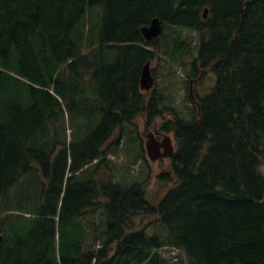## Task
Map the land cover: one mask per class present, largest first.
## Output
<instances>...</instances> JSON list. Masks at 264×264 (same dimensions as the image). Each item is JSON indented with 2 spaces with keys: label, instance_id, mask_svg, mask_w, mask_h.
Wrapping results in <instances>:
<instances>
[{
  "label": "trees",
  "instance_id": "16d2710c",
  "mask_svg": "<svg viewBox=\"0 0 264 264\" xmlns=\"http://www.w3.org/2000/svg\"><path fill=\"white\" fill-rule=\"evenodd\" d=\"M148 60L214 75L197 118ZM139 117L176 142L155 201L100 178ZM0 237V264H264V0H0Z\"/></svg>",
  "mask_w": 264,
  "mask_h": 264
},
{
  "label": "rangeland",
  "instance_id": "374dc122",
  "mask_svg": "<svg viewBox=\"0 0 264 264\" xmlns=\"http://www.w3.org/2000/svg\"><path fill=\"white\" fill-rule=\"evenodd\" d=\"M195 38V35H194ZM187 68V73L181 72V78L177 77L172 82L171 78L168 79V75L166 72L165 66H162L160 63L154 61L151 64V68L154 71V75L156 78L155 82V88H158L159 91L167 92L168 98V106L171 108L167 110V112H171L173 107H175L180 113L183 111L184 118H190L191 112H193L195 104L191 101L189 97V85L186 83V80H183V76L187 77L192 73L191 70ZM201 75V76H200ZM200 76V77H199ZM184 77V78H185ZM197 81L193 82L192 90L194 95H205L208 93V91L212 88L215 77L211 72H208L205 69L200 68L197 66V69L195 70L193 78H197ZM164 91V92H163ZM165 94V93H164ZM173 97V99H172ZM185 111V112H184ZM190 111V112H188ZM168 117H171V115L167 114ZM163 118H159L158 121L161 122ZM137 125L136 131L138 132V138L134 140V138L130 139L132 134L130 132L134 131L130 127L125 128L124 130L120 131L117 130L114 137L111 138V143L117 142V149L118 152H116V149H113V154H109L108 159L110 162L119 164L121 166L125 165L127 166V169L125 170L123 167H119L118 169H115L112 173H109L107 171L106 166H104L101 170L104 172L100 174V178L107 179V178H116L121 180L123 177V174L126 175V177H129L130 175L138 174L141 175L138 178L143 179L144 187H145V195L148 200L155 201L157 200L162 194H164L169 187L171 183L164 182L159 178V174L162 172H166L169 169L170 164V157H161L157 158L155 160H151L147 152L145 150V141H146V135L148 131L154 132V130H158L161 132V135L157 137V139L161 140L163 136L166 134L168 135L172 140L171 144L173 147H176V142L174 140V136L170 132H164L160 129V125L157 126H148L147 128H144V122L142 117H139L136 122ZM72 129H68L67 133H71ZM156 132V131H155ZM157 134V133H156ZM129 138V139H128ZM127 139L126 143L124 144V141ZM110 165V163H108ZM112 166V165H111ZM149 219H152L148 216H144L143 219L140 221V225L146 223ZM165 254H170L174 256L176 253H178L176 250H163Z\"/></svg>",
  "mask_w": 264,
  "mask_h": 264
},
{
  "label": "water",
  "instance_id": "95a60500",
  "mask_svg": "<svg viewBox=\"0 0 264 264\" xmlns=\"http://www.w3.org/2000/svg\"><path fill=\"white\" fill-rule=\"evenodd\" d=\"M207 15V9H204L203 16ZM162 32L161 20L158 17L153 18L150 23L141 28V33L146 40L157 39ZM154 78L151 73L150 61H147L142 68L140 76V87L141 89L148 90L152 87ZM145 147L147 150L148 157L151 160H155L164 155H170L172 153V145L170 138L164 136L162 140L154 138L153 134H146ZM160 147L164 148V152H160ZM1 238V237H0Z\"/></svg>",
  "mask_w": 264,
  "mask_h": 264
},
{
  "label": "flooded vegetation",
  "instance_id": "af4514ba",
  "mask_svg": "<svg viewBox=\"0 0 264 264\" xmlns=\"http://www.w3.org/2000/svg\"><path fill=\"white\" fill-rule=\"evenodd\" d=\"M200 76H201V75H200ZM200 76H199V77H200ZM199 77L190 79V81H192V84H193V82L197 81V79H198ZM155 131H157V132H156L157 134L155 133ZM147 133H148V132H147ZM153 133H155V136H157V137H159V136L161 135V132L158 131L157 129L154 130ZM148 134H151V133H148ZM164 151H165V150H164L163 148H161V152H164Z\"/></svg>",
  "mask_w": 264,
  "mask_h": 264
},
{
  "label": "bare ground",
  "instance_id": "6f19581e",
  "mask_svg": "<svg viewBox=\"0 0 264 264\" xmlns=\"http://www.w3.org/2000/svg\"><path fill=\"white\" fill-rule=\"evenodd\" d=\"M202 68V67H201ZM133 105V104H132ZM120 111V110H119Z\"/></svg>",
  "mask_w": 264,
  "mask_h": 264
}]
</instances>
